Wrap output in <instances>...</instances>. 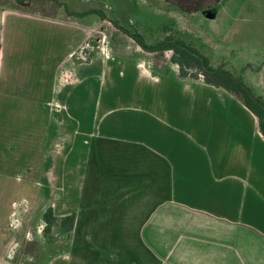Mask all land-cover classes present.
<instances>
[{
	"label": "crops",
	"instance_id": "1",
	"mask_svg": "<svg viewBox=\"0 0 264 264\" xmlns=\"http://www.w3.org/2000/svg\"><path fill=\"white\" fill-rule=\"evenodd\" d=\"M9 14L33 18L8 10L1 22ZM61 64L49 87L35 82L31 97L20 98L37 106L31 123L46 110L42 136L35 124L16 130L19 139L3 152L24 171V187L35 186L29 177L37 170L51 171L40 207L57 218L74 215L61 234L78 240L77 264H264V140L241 100L174 72L169 82L181 98L167 99L160 70L111 52L68 68L72 85L85 86L70 108L69 84L54 89ZM98 65L114 72L104 98L102 74L90 73ZM242 72L264 101V60L247 61ZM125 73L132 82H118ZM88 89L93 102L85 111Z\"/></svg>",
	"mask_w": 264,
	"mask_h": 264
},
{
	"label": "rangeland",
	"instance_id": "2",
	"mask_svg": "<svg viewBox=\"0 0 264 264\" xmlns=\"http://www.w3.org/2000/svg\"><path fill=\"white\" fill-rule=\"evenodd\" d=\"M8 10L27 13L33 18L9 14L6 21L0 20V258H4L0 264H77L78 240L73 236L62 237V229L56 226L45 231L42 215L49 207L42 211L39 192L51 171L37 170L35 176L29 177L35 186L24 187L27 179L24 171L10 164L9 154L3 152L6 144L19 139L16 130L35 124L42 136L46 110L40 107L37 122H30L37 106L21 101L20 98L31 97L27 88L35 82L38 86L43 83L44 89L49 87L52 69L61 64L70 48L84 40L85 34L86 40L62 62L54 76L55 90L69 84L65 91L72 93L70 108L76 93H84L85 86L72 85L77 80L68 68L95 55L107 58L111 52L139 58L146 66L160 70L165 77L166 98H181V89L169 82L175 68L169 55H143L110 20L140 32L148 44L166 36L180 38L205 55L211 66L224 65L226 70L242 76L247 61L264 60V0H221L210 15L184 14L162 0H26L24 3L0 0V17ZM99 11L106 15V20L99 17ZM98 66L92 67L90 73L102 74L106 84L102 91L104 98L114 72H102ZM131 77L132 73H125L118 82H132ZM91 94L88 89L84 95L85 111L92 109ZM52 109L54 112L55 107ZM42 142L39 140V159L45 156ZM64 255L70 257L68 262Z\"/></svg>",
	"mask_w": 264,
	"mask_h": 264
},
{
	"label": "trees",
	"instance_id": "3",
	"mask_svg": "<svg viewBox=\"0 0 264 264\" xmlns=\"http://www.w3.org/2000/svg\"><path fill=\"white\" fill-rule=\"evenodd\" d=\"M14 1L16 3H24L26 0ZM162 1L181 13L188 15L205 12L216 7L221 2V0ZM98 15L102 20H106V15L103 12H100ZM109 23L121 32L135 46L138 52L143 55H169L168 59L175 66L173 72L177 77L191 81H200L219 90L223 89L241 100L244 106L254 115L257 131L264 140V101L258 98L253 90L246 85L240 74L226 70L224 65L218 67L211 66L209 59L205 55L180 38L166 36L152 44H148L140 32L136 30L130 31L121 26L116 20H110ZM61 76L63 74H60ZM42 219L45 224V231L54 226L60 229L64 226L68 230L75 223L74 215L57 218L53 215L51 208L44 211Z\"/></svg>",
	"mask_w": 264,
	"mask_h": 264
},
{
	"label": "built area",
	"instance_id": "4",
	"mask_svg": "<svg viewBox=\"0 0 264 264\" xmlns=\"http://www.w3.org/2000/svg\"><path fill=\"white\" fill-rule=\"evenodd\" d=\"M81 59H84V57H80Z\"/></svg>",
	"mask_w": 264,
	"mask_h": 264
}]
</instances>
